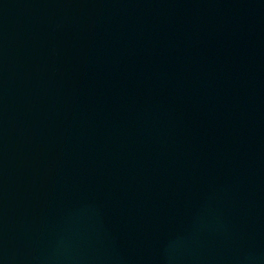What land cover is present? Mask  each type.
Masks as SVG:
<instances>
[{"label": "water", "instance_id": "obj_1", "mask_svg": "<svg viewBox=\"0 0 264 264\" xmlns=\"http://www.w3.org/2000/svg\"><path fill=\"white\" fill-rule=\"evenodd\" d=\"M0 264H264V0H0Z\"/></svg>", "mask_w": 264, "mask_h": 264}]
</instances>
